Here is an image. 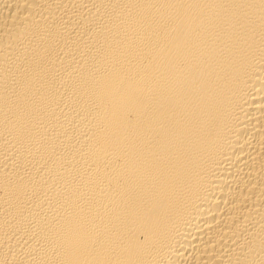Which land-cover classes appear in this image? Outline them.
Instances as JSON below:
<instances>
[{"label": "bare ground", "instance_id": "6f19581e", "mask_svg": "<svg viewBox=\"0 0 264 264\" xmlns=\"http://www.w3.org/2000/svg\"><path fill=\"white\" fill-rule=\"evenodd\" d=\"M0 264H264V0H0Z\"/></svg>", "mask_w": 264, "mask_h": 264}]
</instances>
